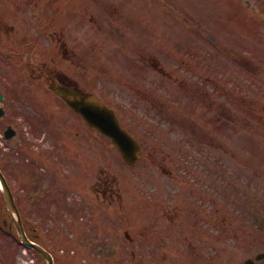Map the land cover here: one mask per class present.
Returning a JSON list of instances; mask_svg holds the SVG:
<instances>
[{
	"label": "rangeland",
	"instance_id": "374dc122",
	"mask_svg": "<svg viewBox=\"0 0 264 264\" xmlns=\"http://www.w3.org/2000/svg\"><path fill=\"white\" fill-rule=\"evenodd\" d=\"M251 2L0 0L15 9L9 18L6 14L13 32L0 31V43L16 53L21 52L18 45L27 38L34 36L36 43L35 48L24 49L21 66L15 62L3 65L4 71L12 74L18 91L16 106L35 111L32 114L44 124L48 122L43 116L53 122L47 133L34 128L23 113V119L17 120L20 134L7 140L0 138V150L7 155L1 164L9 171L17 192L24 195L20 202L26 206L22 214L25 225L26 195L32 183L29 167L40 179L36 184L48 190L35 202L52 216L44 233L48 243L76 244L77 249L65 256L79 264H129L128 260L130 264H242L244 258L263 250L264 89L254 84L264 77L245 72L229 54L260 46L249 27L237 22L238 15L245 19L248 15L240 4L252 6ZM167 4L174 13L166 10ZM188 15L194 18V29L182 19ZM201 25L207 35L200 31ZM52 31L60 32L65 56ZM209 34L217 38V45ZM52 42L56 54L46 49V43ZM192 51L194 61L189 57ZM7 60L0 55V61ZM180 60L185 62L184 70L180 69ZM45 61L46 67L64 71L80 88L113 106L144 141L150 133L145 153L134 167L125 165L116 149L102 144L83 124H76L57 102L43 98L31 74ZM25 69L30 84L24 79ZM5 75L1 77L3 82ZM199 75H208L221 90H227L225 98L218 96V87L210 92L213 104L212 98L206 103L203 96L200 102L199 96L187 91L190 83L200 82ZM222 99L225 101L220 104ZM190 114L199 129L190 128ZM215 120L214 124L210 122ZM27 124L30 132L24 142ZM200 125L206 127V139L200 135ZM202 152L208 153L207 159ZM191 160L198 164L191 168L194 182L179 175L173 179L176 185H170L173 165L187 168ZM205 161L212 166H205ZM162 164L170 173L167 177L160 172ZM40 172L43 175H38ZM222 173L225 184L217 181ZM237 175L240 181L234 186L233 177ZM202 178L214 180V186L205 192L206 200L204 192L188 188H198L195 182ZM28 211L33 214L35 210L29 207ZM198 213L202 223L197 222ZM3 217L0 202V231H8L2 225ZM69 222L91 230L82 231ZM221 231L244 234L230 233L242 238L224 241ZM80 243L93 244L94 250L84 253ZM213 250L221 253L210 261L208 252ZM0 254L7 260L13 258L8 247L0 249ZM23 254V247L18 246V258L9 264L40 263L35 255ZM257 264H264V259Z\"/></svg>",
	"mask_w": 264,
	"mask_h": 264
},
{
	"label": "water",
	"instance_id": "95a60500",
	"mask_svg": "<svg viewBox=\"0 0 264 264\" xmlns=\"http://www.w3.org/2000/svg\"><path fill=\"white\" fill-rule=\"evenodd\" d=\"M54 90L62 96L74 111L80 113L91 126L99 129L102 133L111 138L112 144L118 147L123 160L127 164H134L140 153V147L138 143L119 126L118 119L112 109L105 106L97 97L91 94L81 95L79 91L70 90L67 87H56ZM68 95H72V98H68ZM0 180L3 185L2 192L5 197V207L11 216L15 213L18 217L12 194L1 174ZM12 218L19 231L20 238L23 242L28 244L20 226V221L14 217Z\"/></svg>",
	"mask_w": 264,
	"mask_h": 264
}]
</instances>
